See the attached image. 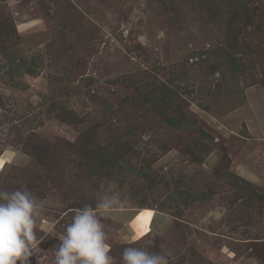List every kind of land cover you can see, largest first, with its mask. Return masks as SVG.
<instances>
[{"label":"rangeland","instance_id":"rangeland-1","mask_svg":"<svg viewBox=\"0 0 264 264\" xmlns=\"http://www.w3.org/2000/svg\"><path fill=\"white\" fill-rule=\"evenodd\" d=\"M0 160L42 203L32 264L105 195L113 264H264V0H0Z\"/></svg>","mask_w":264,"mask_h":264},{"label":"clouds","instance_id":"clouds-1","mask_svg":"<svg viewBox=\"0 0 264 264\" xmlns=\"http://www.w3.org/2000/svg\"><path fill=\"white\" fill-rule=\"evenodd\" d=\"M118 197L103 196L95 205H84L67 225L55 250V264H113L108 237L100 217L118 206ZM42 203L26 188L0 191V264H32L43 242L37 238ZM123 264H169L160 253L126 247Z\"/></svg>","mask_w":264,"mask_h":264},{"label":"trees","instance_id":"trees-1","mask_svg":"<svg viewBox=\"0 0 264 264\" xmlns=\"http://www.w3.org/2000/svg\"><path fill=\"white\" fill-rule=\"evenodd\" d=\"M237 1V3H241L242 2V0H236ZM34 61V60H33ZM33 61H31L30 62V65L29 66H27V71H30L33 67H34V63H33ZM35 62V61H34ZM31 66V67H30ZM22 64L21 65H19V68H21L22 69ZM30 72H32V71H30ZM170 96H171V94H170V92H169V90H167V89H164V90H161L159 93H157L156 95H155V97H154V101L155 102H161V101H164V100H166L168 97L170 98ZM165 122L168 124V126H170V127H172V130H174L178 125H176V123L174 122V120H173V117L171 118V117H168V116H166V119H165ZM112 159H111V157L110 158H104V160L103 161H101L100 162V160L98 159L96 162L97 163H94V169H96L97 167H99V168H103L102 166H103V164H105L108 168H112V167H114V166H118V167H122L120 164H117L116 162H114V161H111Z\"/></svg>","mask_w":264,"mask_h":264},{"label":"crops","instance_id":"crops-1","mask_svg":"<svg viewBox=\"0 0 264 264\" xmlns=\"http://www.w3.org/2000/svg\"><path fill=\"white\" fill-rule=\"evenodd\" d=\"M135 230H132L131 228L127 231V236L130 238L133 236Z\"/></svg>","mask_w":264,"mask_h":264},{"label":"bare ground","instance_id":"bare-ground-1","mask_svg":"<svg viewBox=\"0 0 264 264\" xmlns=\"http://www.w3.org/2000/svg\"><path fill=\"white\" fill-rule=\"evenodd\" d=\"M1 161H2V160H0V168H1Z\"/></svg>","mask_w":264,"mask_h":264}]
</instances>
